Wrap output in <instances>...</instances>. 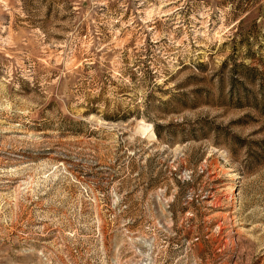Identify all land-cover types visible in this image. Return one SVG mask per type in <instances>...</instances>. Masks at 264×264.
Returning a JSON list of instances; mask_svg holds the SVG:
<instances>
[{
    "label": "rangeland",
    "instance_id": "374dc122",
    "mask_svg": "<svg viewBox=\"0 0 264 264\" xmlns=\"http://www.w3.org/2000/svg\"><path fill=\"white\" fill-rule=\"evenodd\" d=\"M0 264H264V0H0Z\"/></svg>",
    "mask_w": 264,
    "mask_h": 264
}]
</instances>
